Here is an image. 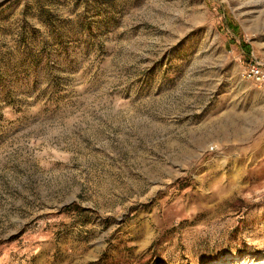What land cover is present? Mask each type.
Listing matches in <instances>:
<instances>
[{
    "label": "rangeland",
    "instance_id": "obj_1",
    "mask_svg": "<svg viewBox=\"0 0 264 264\" xmlns=\"http://www.w3.org/2000/svg\"><path fill=\"white\" fill-rule=\"evenodd\" d=\"M264 0H0V264H264Z\"/></svg>",
    "mask_w": 264,
    "mask_h": 264
},
{
    "label": "built area",
    "instance_id": "obj_2",
    "mask_svg": "<svg viewBox=\"0 0 264 264\" xmlns=\"http://www.w3.org/2000/svg\"><path fill=\"white\" fill-rule=\"evenodd\" d=\"M243 78L254 81L264 90V68L259 63L251 64L243 73Z\"/></svg>",
    "mask_w": 264,
    "mask_h": 264
},
{
    "label": "bare ground",
    "instance_id": "obj_3",
    "mask_svg": "<svg viewBox=\"0 0 264 264\" xmlns=\"http://www.w3.org/2000/svg\"><path fill=\"white\" fill-rule=\"evenodd\" d=\"M230 264H237L235 261L231 262Z\"/></svg>",
    "mask_w": 264,
    "mask_h": 264
}]
</instances>
